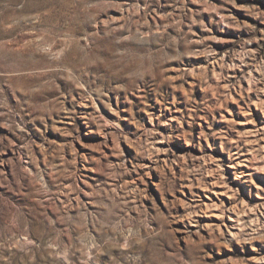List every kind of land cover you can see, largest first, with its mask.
Wrapping results in <instances>:
<instances>
[{
	"label": "rangeland",
	"instance_id": "374dc122",
	"mask_svg": "<svg viewBox=\"0 0 264 264\" xmlns=\"http://www.w3.org/2000/svg\"><path fill=\"white\" fill-rule=\"evenodd\" d=\"M0 264H264V0H0Z\"/></svg>",
	"mask_w": 264,
	"mask_h": 264
},
{
	"label": "bare ground",
	"instance_id": "6f19581e",
	"mask_svg": "<svg viewBox=\"0 0 264 264\" xmlns=\"http://www.w3.org/2000/svg\"><path fill=\"white\" fill-rule=\"evenodd\" d=\"M230 221L236 223V222H237L236 217H234V216H233V217H230ZM235 226H236V225H235Z\"/></svg>",
	"mask_w": 264,
	"mask_h": 264
}]
</instances>
